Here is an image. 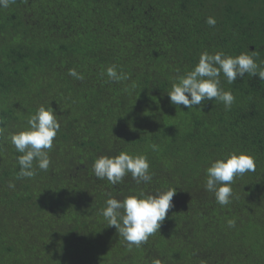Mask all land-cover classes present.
I'll use <instances>...</instances> for the list:
<instances>
[{"label":"trees","instance_id":"obj_1","mask_svg":"<svg viewBox=\"0 0 264 264\" xmlns=\"http://www.w3.org/2000/svg\"><path fill=\"white\" fill-rule=\"evenodd\" d=\"M220 51H253L264 67V0H15L0 8V264H264V80L246 73L228 84L221 73L235 97L230 110L218 100L187 109L167 93L201 53ZM111 66L126 78L111 80ZM40 106L60 124L50 165L34 160L35 175L19 178L22 154L10 134ZM120 151L146 156L152 181L98 179L94 160ZM240 151L254 157L255 171L234 178L221 206L204 187L205 170ZM167 190H176L172 207L140 247L101 214L109 194Z\"/></svg>","mask_w":264,"mask_h":264},{"label":"clouds","instance_id":"obj_2","mask_svg":"<svg viewBox=\"0 0 264 264\" xmlns=\"http://www.w3.org/2000/svg\"><path fill=\"white\" fill-rule=\"evenodd\" d=\"M15 0H0V8H8ZM206 23L215 26L216 19L208 17ZM253 51L242 52L236 56L224 52L209 54L201 53L198 63L191 71L178 77L170 90L167 91L173 105H183L187 109L201 105L205 100H218L226 110H230L235 97L230 90H224L221 85V73L228 84H232L238 76L246 73L258 76L264 80V67L256 62ZM107 76L119 82L126 77L118 73L115 66L108 67ZM69 75L77 80H83L82 73L69 69ZM60 128L53 108L40 106L36 113L28 119V127L10 134V141L16 151L21 153L17 159L20 165L19 178H31L35 175L33 161L36 167L47 171L50 165L49 150ZM153 150L156 146L152 145ZM255 159L250 154L240 151L232 152L213 161L206 168L205 189L213 193L215 200L221 206L228 205L232 197V182L235 177L255 171ZM150 165L144 155H133L120 151L114 156L97 157L92 170L98 179H106L111 185L119 184L123 178L131 174L137 184L150 183L152 174ZM9 187H15L10 182ZM176 190L160 191L155 194H145L140 191L120 200L112 197L106 200L102 216L107 226H114L120 237L129 247H140L149 236L159 231L168 210L172 207V198ZM229 227L235 226L234 220L228 221ZM153 264H160L154 260Z\"/></svg>","mask_w":264,"mask_h":264}]
</instances>
